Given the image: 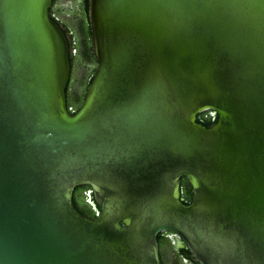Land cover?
<instances>
[{"label": "water", "instance_id": "95a60500", "mask_svg": "<svg viewBox=\"0 0 264 264\" xmlns=\"http://www.w3.org/2000/svg\"><path fill=\"white\" fill-rule=\"evenodd\" d=\"M54 2L0 0V264H264V0H89L77 113Z\"/></svg>", "mask_w": 264, "mask_h": 264}, {"label": "rangeland", "instance_id": "374dc122", "mask_svg": "<svg viewBox=\"0 0 264 264\" xmlns=\"http://www.w3.org/2000/svg\"><path fill=\"white\" fill-rule=\"evenodd\" d=\"M54 11L58 18L74 29L77 34V44L79 55L77 65L71 73V79L68 86L69 104L79 109L85 100L87 89L95 75L97 63L93 55L89 13L86 0H57ZM87 190H81L78 195V201L85 208L84 211L91 214V200L86 195ZM92 206V205H91ZM178 242H168L164 240L163 255L165 264H191L185 261L178 252Z\"/></svg>", "mask_w": 264, "mask_h": 264}, {"label": "flooded vegetation", "instance_id": "af4514ba", "mask_svg": "<svg viewBox=\"0 0 264 264\" xmlns=\"http://www.w3.org/2000/svg\"><path fill=\"white\" fill-rule=\"evenodd\" d=\"M56 2L57 0H55L53 7L51 9V15L54 17V19L58 22V24L61 26V28L63 29L68 43H69V49H70V55H71V68H72V72L74 70V68L77 65V59H78V49L76 47L77 44V34L74 32V29L69 27L68 25H66L65 23H63L57 16V13H59V11L56 13V11H54L55 6H56ZM97 63V62H96ZM71 72V73H72ZM69 94H68V90H67V102H68V108L71 111V113H77L78 110L76 107H73L69 104ZM181 186H182V199L186 204H190L192 201V191H191V187L187 181V179L183 178L181 181ZM89 187L88 186H82L79 187L75 190L74 193V201L76 204V207L85 215L91 217V214H88L84 211V207L81 205V203L78 201L77 195L81 190H88ZM161 237V238H160ZM164 240H167L168 242L171 241H175L178 242V252L181 250V254L180 256L184 258L185 261H188L191 264H197L198 262L196 261V259L194 258L193 254L188 250L187 246L183 243V241L181 239H179L176 235L172 234V233H165L159 236L158 241L160 244V254H161V258L163 261V264H165V259H164V255H163V247H164ZM187 249V250H186Z\"/></svg>", "mask_w": 264, "mask_h": 264}, {"label": "trees", "instance_id": "16d2710c", "mask_svg": "<svg viewBox=\"0 0 264 264\" xmlns=\"http://www.w3.org/2000/svg\"><path fill=\"white\" fill-rule=\"evenodd\" d=\"M87 2V10H88V7H89V0H86ZM92 81V80H91ZM218 120V116L217 115H213L212 114V111H207V112H204V113H201L199 116H198V123L204 125L205 127L207 128H211ZM90 189V188H89ZM88 189V190H89ZM91 190V189H90ZM86 192V191H85ZM75 203V201H74ZM76 205V204H75ZM90 205V210H91V218H96L97 217V212L95 210L92 209V206L91 204ZM161 238V237H160ZM187 250V249H186ZM179 253L181 254V250L179 251ZM198 264V263H197Z\"/></svg>", "mask_w": 264, "mask_h": 264}, {"label": "built area", "instance_id": "2783aa9c", "mask_svg": "<svg viewBox=\"0 0 264 264\" xmlns=\"http://www.w3.org/2000/svg\"><path fill=\"white\" fill-rule=\"evenodd\" d=\"M212 114H213V115H216L214 112H212ZM85 193H86V192H85ZM86 195H87V196L90 198V200H91V202H89V203H91V205H92V209L95 210V211L97 212V214H98V210H97V208H96V206H95V203H94L92 190H90V189L87 190Z\"/></svg>", "mask_w": 264, "mask_h": 264}]
</instances>
